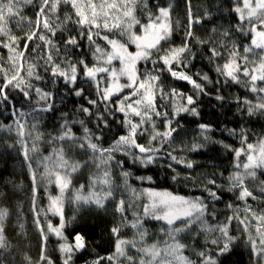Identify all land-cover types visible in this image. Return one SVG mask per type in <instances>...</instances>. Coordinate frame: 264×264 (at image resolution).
I'll return each instance as SVG.
<instances>
[{
    "label": "snow or ice",
    "instance_id": "snow-or-ice-1",
    "mask_svg": "<svg viewBox=\"0 0 264 264\" xmlns=\"http://www.w3.org/2000/svg\"><path fill=\"white\" fill-rule=\"evenodd\" d=\"M184 3L179 18L175 0H0L6 52L0 54V109L12 118L0 131L14 134L5 147L18 146L27 167L32 222L42 241L38 264H56L47 253L49 238L59 264H225L241 246L249 264H264V130L248 127L264 119V0H228L226 8L202 12L193 11L192 0ZM225 11L235 22L218 23ZM198 60L207 71H192ZM165 74L190 90L167 86ZM229 87L244 94L226 95ZM58 92L60 104L82 103L60 112ZM228 112L234 127L220 120ZM56 113L58 133L48 134L53 147L41 155L45 133L38 125L43 114ZM210 150L230 155V166L195 173L201 165L191 155ZM88 166L95 172L74 187L73 176ZM203 166L220 167L213 158ZM41 186L44 207H38ZM69 204L74 213L67 218ZM109 204V240L93 238L90 249L83 231L69 239L78 214ZM220 204L231 214L220 212ZM8 216L0 207V264H11ZM102 242L104 255L96 252Z\"/></svg>",
    "mask_w": 264,
    "mask_h": 264
},
{
    "label": "trees",
    "instance_id": "trees-1",
    "mask_svg": "<svg viewBox=\"0 0 264 264\" xmlns=\"http://www.w3.org/2000/svg\"><path fill=\"white\" fill-rule=\"evenodd\" d=\"M177 5L175 15L179 18H183L185 12V3L184 0H175ZM228 0H192L193 11L194 12H202L203 9L211 7L213 11L216 10V5H224L225 8L227 6ZM27 15H33L32 11L29 9L26 11ZM229 20L235 22L233 18L229 17L227 11L224 13V17L218 21V23H227ZM27 25H25V28ZM205 28H201L197 26L196 33L197 35H204ZM19 34V33H18ZM206 52V50H204ZM0 54L6 55L5 50L0 49ZM198 69H203L207 71L205 67V63L203 61H197L195 66L192 68V71L195 72ZM164 82L169 87H176L178 89L189 91L190 85H187L181 81H174L171 77L165 76L163 77ZM41 87H44L46 90L57 91L53 89L50 84H42ZM225 94L229 96H234L236 94L243 95V90L238 87H229L225 89ZM17 101L21 103L17 104V107H20L23 104V100L20 96L16 97ZM74 103H82L78 98H69L64 101V104H60L59 100V92L57 98V106L60 112L68 111L73 107ZM215 104V101L211 102ZM26 106V105H25ZM213 111L211 105L207 107V112L211 113ZM235 110L233 109V112ZM233 112L226 113L227 119L224 116L220 117V120L223 123H227L235 119L233 116ZM59 113H56L55 116L53 114H43V119L40 121L37 131L45 133L43 137L42 143L38 144V147L41 148V155H48L51 152L53 145H49L47 141L50 139L49 133L57 134L58 133V121L56 117ZM77 118H82L77 115ZM206 120L215 119L214 116H206ZM31 119H29V123H31ZM0 123L3 124H10L12 123V118L10 117L9 113L5 109H0ZM228 127H234V124L227 123ZM254 133H260L264 130V119H261L258 123H253L248 126ZM191 128H195V124L191 125ZM193 134L190 132V135ZM217 138H223L219 136L217 133ZM15 136L13 133H8L6 131H0V192L6 193L5 196L0 197V207H7L9 210V216L5 221V234L8 238L9 242L12 245V248L5 253V256L11 264H26L24 259L25 255L31 257L33 264H38L40 250H41V237L39 232L36 230L33 222H32V214L30 212L31 209V183L29 180L27 167L23 164L22 157L19 155V148L7 149L5 147L6 144H11L15 140ZM183 139H188L184 137ZM145 142V141H141ZM226 142L232 143L231 139H228ZM179 143V141H177ZM55 146H59L58 144ZM72 159L74 160H83L85 157L80 155L72 156L69 154ZM227 154L220 151H212L210 150L207 155H199V154H192L191 159L197 160L200 163V167H197L195 173H211L216 171H224L226 167L230 166L231 156L227 155V159L225 156ZM213 158L214 162L219 165L218 168L212 167H204L203 165L210 159ZM95 172V169L92 166H88L87 168L83 169L80 173H77L73 176V186L79 187L81 183L87 184L88 176ZM150 174V173H149ZM227 175V172H225ZM264 179V177H261ZM6 181H12L17 185H21L22 187L14 189L11 184L5 187ZM137 187H140L138 182L136 183ZM145 187L148 185H144ZM251 186V185H250ZM52 194H56L55 187L50 189ZM180 194H189L187 191H181ZM38 198V207H44L47 205V195L43 190V186L40 187V190L37 194ZM225 201L230 199L229 196H225ZM218 210L224 215L231 214L225 210L224 205L220 204L217 206ZM18 210H22L23 219L18 220ZM112 206L111 204L103 210L97 212L93 210L88 213H81L77 215V220L72 227H69L68 232L66 234L69 235V239L71 240V235H74L75 231H83L89 242H90V249L95 248L94 239L96 241L101 240V237H104L105 240H109L110 237L108 235L107 229L111 226L112 220ZM74 213V209L72 205H67L65 208V214L67 218H70ZM54 223H57L58 220L56 218H52ZM223 219V216H221ZM43 222V221H42ZM19 223L24 224L23 230L18 227ZM128 236H131V232L128 233ZM94 238V239H93ZM56 249V241L55 238H49L47 242V253L52 257L53 260L56 261V264H59V253L55 250ZM108 250H111L110 244L108 246ZM101 255L105 254V245L102 242L101 246L96 249ZM92 256H95V253H92ZM84 258H89L88 253H84ZM75 264H83V259H77ZM225 264H249L247 251L241 246V248L236 252L230 255Z\"/></svg>",
    "mask_w": 264,
    "mask_h": 264
}]
</instances>
